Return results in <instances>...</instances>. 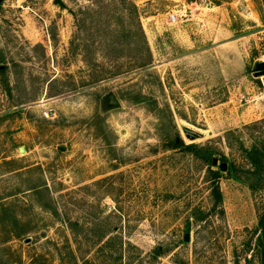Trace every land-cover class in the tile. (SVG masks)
I'll list each match as a JSON object with an SVG mask.
<instances>
[{
	"label": "rangeland",
	"instance_id": "1",
	"mask_svg": "<svg viewBox=\"0 0 264 264\" xmlns=\"http://www.w3.org/2000/svg\"><path fill=\"white\" fill-rule=\"evenodd\" d=\"M262 60L264 0H0V264H246ZM172 138L226 162L204 221L207 168Z\"/></svg>",
	"mask_w": 264,
	"mask_h": 264
},
{
	"label": "trees",
	"instance_id": "2",
	"mask_svg": "<svg viewBox=\"0 0 264 264\" xmlns=\"http://www.w3.org/2000/svg\"><path fill=\"white\" fill-rule=\"evenodd\" d=\"M134 34L138 37V42L133 48L139 54V59L135 60L137 67H142L147 65L150 58V53L145 42V37L140 26H136L134 29ZM1 69V67H0ZM51 81V80H50ZM49 81V82H50ZM167 149L181 148L192 155L199 156L205 163L207 168V175L209 176L208 184V194L207 198L209 200V207L207 209H201L200 207H195L192 210V221H204L205 217L210 215V213L215 212L218 209L221 201V193L218 186V178L220 176L219 169H212L210 166L211 152L207 150L204 146H199L195 143L184 144L180 139L177 141L172 138L166 141L164 145ZM244 159L248 167L243 169L245 176L248 178V188L250 190H257L264 187V143L256 144L251 143L247 148H243ZM224 159V157H222ZM223 161V160H222ZM225 162V161H224ZM226 164V162H225ZM230 168L232 165H228ZM189 221L186 222L185 227L188 228ZM255 236L252 243L249 241L245 242L246 248L248 250V257L244 258V263L253 262L254 264H264V204L259 208L256 226H255ZM163 252L162 248L157 245L152 249V256H159Z\"/></svg>",
	"mask_w": 264,
	"mask_h": 264
},
{
	"label": "water",
	"instance_id": "3",
	"mask_svg": "<svg viewBox=\"0 0 264 264\" xmlns=\"http://www.w3.org/2000/svg\"><path fill=\"white\" fill-rule=\"evenodd\" d=\"M255 70H256L255 74H264V60L259 61L255 64ZM108 103L111 105H116V103H117L115 97L111 94L108 96ZM23 150L24 149L22 146L18 148L19 152H23ZM210 164L212 166H217V168L220 171L225 170V166H226L225 162L224 161H218V159L216 157H213V156L211 157ZM182 239H183V241H188V239H189L188 232L183 233Z\"/></svg>",
	"mask_w": 264,
	"mask_h": 264
},
{
	"label": "built area",
	"instance_id": "4",
	"mask_svg": "<svg viewBox=\"0 0 264 264\" xmlns=\"http://www.w3.org/2000/svg\"><path fill=\"white\" fill-rule=\"evenodd\" d=\"M169 19H173V17H172V15H171V14L169 15Z\"/></svg>",
	"mask_w": 264,
	"mask_h": 264
}]
</instances>
